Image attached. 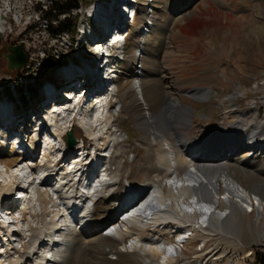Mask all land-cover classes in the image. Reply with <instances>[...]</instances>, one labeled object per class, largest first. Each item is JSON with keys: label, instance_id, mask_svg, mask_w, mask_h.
Masks as SVG:
<instances>
[{"label": "rangeland", "instance_id": "1", "mask_svg": "<svg viewBox=\"0 0 264 264\" xmlns=\"http://www.w3.org/2000/svg\"><path fill=\"white\" fill-rule=\"evenodd\" d=\"M105 1L110 2V0H84L80 3L83 6L71 8L65 0H11L10 6L3 4L0 0V14L6 13L4 20L7 21V31L0 35V50L6 44H22L24 50L29 54L28 64L22 72L10 73L8 64L0 66V79L11 78L12 80L13 76L14 80L10 84L16 89L14 97L12 91L10 92L12 98L7 94L6 88L9 85L0 90L1 110L3 105H7L8 110L11 108L10 105H13L14 108L10 112L21 115V124L18 126L15 124V128L12 129L9 125L2 124L4 118L2 117L3 113L1 115L0 112V145L4 143L6 148L4 160L0 159V204L9 194L8 191L1 195L2 185L6 184L7 190L15 180L18 184L21 183L23 178H20L29 170L27 167L29 157L22 154L28 143V135L36 134L38 142L41 141L40 155L30 159L31 162L36 157L35 162L42 163L41 160L44 162L42 155L44 150V153H47L52 160H57L62 156L63 151L60 152L59 149L53 148L51 154L49 150H46L43 143L44 133L49 131V127L46 126L40 130V126H43L46 118L52 115L55 106L54 102H51L52 100L48 101L47 92L51 86L54 88L56 85V91L53 92L52 97L57 94L62 98L61 104H64L58 105L60 106L59 109L65 110L67 107H76L71 100H65L66 98H63L60 90H57L60 87L59 84H61L65 73H72L73 77L79 79L84 73V71L78 72L81 66L87 67L86 63L95 60L94 46L88 42L87 36L82 35L81 37L77 34L78 29L74 32H72L73 29H69L60 34H54L49 30L50 26L54 30L60 27L59 23L61 22L54 20L53 14L58 10L67 11L68 14L62 13L59 17L60 21L66 22V24L73 22L76 17L81 15L79 24L77 23L80 30H84V24H86L90 27L89 29L98 31L103 14L99 3H105ZM148 1L150 2V0ZM181 1L152 0L148 11L139 13L135 24L129 30L130 37H128L127 45L118 53L115 50L116 57L110 59L116 65V70L112 71L115 80L106 84L108 90L117 85L119 78L127 75L126 65L135 61V54L140 58L142 53H145V56L149 58L147 59L149 63L144 70L140 68L142 75L152 74L151 76L156 77L158 74L167 73L168 77H171L168 80L173 81L171 87L172 84H175L176 87L173 89L178 91L180 98L190 106L193 113L190 118L191 126L188 127L187 125L183 129L185 134L195 137L206 136L208 130H219L220 128L229 130L230 124L238 125L240 128H249L253 131L261 125L264 127V0H185L183 7L187 5L188 10L183 15H178L175 7ZM56 2L60 7L52 9ZM108 2L106 3L108 4ZM42 7L45 8V11L40 9ZM89 15H97L98 19L94 20ZM145 17H149L158 26L151 28L154 30L152 33L151 31L147 32L149 41L142 45L137 29L141 31L146 27ZM4 20H0V22H4ZM42 60H45L47 64L59 61H63L64 64L59 68L41 72L39 70L43 68ZM137 61L135 62L138 63ZM138 65L141 67V64ZM16 79L20 80L18 83L23 87V90L17 86ZM197 90H202L201 95L195 94ZM117 93H115L117 97L124 103L122 113L116 117L123 136L120 139L125 138L124 144H121L123 152L121 156L123 158L117 157V160L122 158L125 161L122 164L124 165L122 180L127 183L125 177L127 175L130 178L133 177L132 179L135 180L137 186H141L145 180L153 182L161 174L158 153L155 150L157 144L147 140L146 133L142 129L143 125L138 109L134 104L135 102L132 101L133 98L128 96L130 95L128 91L117 88ZM104 94L96 98L92 96L93 100L92 97L88 98L86 94L85 98L88 100L82 103V115H76L77 120L73 118L72 110L66 111L67 119L73 120L68 129H74V135L78 141L74 147H69V153H72L74 157L79 154L81 139H87V136L89 140L88 144L85 143L87 145L85 153L93 152L97 146V142L84 130L82 122L84 121L83 125H85L93 120L92 115L98 109V105H96L98 100L107 99L111 95L112 105L116 103V98L112 97L113 94H109V92ZM37 108H41L40 119L34 116ZM25 111H29V113ZM62 111L57 116L58 118H62L65 114V111L64 113ZM18 115L16 116L17 119H19ZM63 121L60 120L59 122L63 124ZM96 134L100 133L96 131ZM260 136L264 137V130ZM168 137L173 139L171 133ZM64 138H66V134H64ZM83 141L85 142V140ZM134 152L136 153L135 156H133ZM177 156L179 165L188 164L190 155L185 151L179 150ZM128 157L132 158L128 159ZM16 158L24 159V163L18 164L20 162L18 159L12 164V167L9 166L10 168L4 163V161L15 160ZM260 170L261 172L264 171V165ZM14 172H20L19 179L13 176ZM6 179L7 181H5ZM37 186L27 191L30 202L27 211L24 212L22 223L19 222V225L9 227L10 230L19 232L20 235H6L8 231L4 228L1 233L5 237H0V240L6 241L8 239L6 242L12 241L11 245L20 247L19 239L28 234L26 229L29 223L31 226H37L38 231L41 227H46L43 217L34 219L30 217V213L33 212L32 206L35 204ZM12 195L14 196L15 193ZM48 208L54 209L50 203ZM17 215H20V212ZM226 227V235L201 231L195 245L190 246L188 254L185 258L180 257V260L189 261L191 264H264L263 221L256 222L255 217H251L249 220L244 214L239 228H236L234 222L226 223ZM150 229L148 227L146 230L148 236L151 235ZM160 232L168 233L167 230H162L157 234ZM170 236L174 237L172 232ZM48 237L44 234H38L39 239L46 241V245L37 249L40 260L48 249L46 248L47 243L50 242ZM87 247L86 243L78 246L74 264L84 263ZM118 247L122 251L125 249L120 244ZM204 247H206L205 251L200 256H196L194 252L200 251ZM4 251H6L5 247ZM29 252L30 247L28 246L23 253L24 256H27L26 259L31 256ZM134 260H141V256H136ZM27 262L23 264H35Z\"/></svg>", "mask_w": 264, "mask_h": 264}, {"label": "bare ground", "instance_id": "2", "mask_svg": "<svg viewBox=\"0 0 264 264\" xmlns=\"http://www.w3.org/2000/svg\"><path fill=\"white\" fill-rule=\"evenodd\" d=\"M184 1L175 7L178 15H183L188 10L187 5L183 7ZM139 6V11L144 12L149 10L151 3L148 0H141ZM114 19V23H123L117 18ZM145 26L153 29L158 24L147 21ZM151 28L139 31L142 45L149 41L146 34L154 31ZM92 34L90 31L89 35ZM102 42L97 41L98 44ZM137 58L138 55L135 54V61L140 60L138 63L135 61L126 63L127 75L119 78L117 85L108 91L114 95L117 88L124 89L130 94L128 96L133 98L147 140L157 144L155 150L158 153L161 174L155 181L152 180L153 182L145 180L141 186H137L133 177L125 174L127 183L122 180L124 166L122 164L125 161L121 156L123 153L121 144H124L125 138L120 139L123 136L116 117L122 113L124 103L117 97L118 93L112 95L116 98L113 105L109 97L98 100L96 117L94 115L93 120L85 125L84 121L82 122L84 130L97 142L94 155H92L94 151L85 155L87 147L85 143V147L82 143L78 144L80 148L76 157L69 153L68 145L63 146V143H66L64 134L73 121L67 119L66 111L72 110L74 113L75 107H62L66 108L61 109L65 114L58 118L61 110L56 103L52 115L46 118L41 130L47 126L49 131L52 130L50 131L52 136L55 134L62 137L61 146L57 148L63 151L62 156L52 160L47 153H43V163L35 162L37 157L31 162L30 159L38 156L40 150L41 141L38 142L36 134L28 135L30 151L25 150L26 152L22 153L29 157L27 166L36 174H40L30 217L32 219L43 217L46 227H41L38 231L37 226H31L29 223L26 229L28 234L19 239L20 247L11 245L12 241H5L2 247H5L6 251L3 249V252H0V264H23L26 261L35 264H74L77 248L83 243L88 246L83 264H191L189 261L180 260V257L185 258L201 231L226 235V223L234 222L236 228H239L244 214L249 220L255 217L256 222H264V171L260 170L264 165V137L260 136L264 130L263 125H259L255 131L230 124L229 130L221 128L208 130L206 136L195 137L185 134L183 129L187 125L191 126L190 118L193 113L190 106L180 98L179 92L173 89L176 85L172 84L171 87L173 81L168 80L171 77H168L167 73L158 74L156 77L151 76L152 74L142 75L140 68L145 69L149 58L145 53ZM138 64H141V67ZM87 72L90 74L87 81L88 94L91 96L92 93L105 92L106 85L98 77L96 70ZM201 91L197 90L195 94L201 95ZM48 92L50 100L58 99L61 103L62 99L57 94L52 97L53 90L50 89ZM68 93L70 91L66 92L67 95ZM85 101L86 99H81L78 102L77 112L73 115L75 120L79 114L82 115L81 104ZM10 107L8 110L7 105H3L0 112L4 118L2 124L13 129L15 124L17 126L20 124V119L16 118L15 113L10 112L14 108L13 105ZM60 120L61 122L64 120V123L61 124ZM96 131L100 134H96ZM170 133L173 139L168 137ZM47 145L52 154L54 147L49 142ZM0 149V159L4 160L6 150L4 143L0 145ZM179 150L190 155L185 166L178 164ZM135 155L134 152L133 156ZM90 156L94 157L96 162H104L103 167L106 166L107 169V180L98 178L93 193H87L86 188L77 181L78 177H83L84 181H93L92 177L96 173L95 164L89 166L90 160L84 161ZM119 156L122 157L121 160H117ZM80 157L82 161H79ZM18 159L20 161L18 164L24 161ZM18 159L4 163L12 167ZM73 159L76 162V172L64 170V164ZM29 163H32V166H29ZM13 176L17 179L21 175L20 172H14ZM96 177H99V174ZM5 185H2L1 195L9 191L3 202L7 204L12 200L14 187L21 184L15 180L7 190ZM144 190L146 193L142 197L144 200L132 208L129 207L130 209H124L134 198V194ZM14 202L21 203L19 200ZM49 203L54 207L53 210L48 208ZM142 203L145 206L139 209ZM130 210L132 213L129 218L122 219L121 215ZM66 212H69L70 216L65 215ZM22 219L16 218L17 223ZM112 219L115 220L109 222ZM2 224L8 231L6 235H20L19 232L8 230L11 226L8 222ZM148 227L151 228L149 236L146 231ZM162 230H167L168 233L157 234ZM189 231L191 235L187 237L186 233ZM171 232H174V237L170 236ZM38 234L49 236L50 239L47 243L48 253L44 254L41 260L37 249L46 245V241L39 239ZM118 244L125 249L120 250ZM28 246L31 256L26 259L27 256L23 253ZM205 249L206 247L194 253L200 256ZM136 256H141V260H134ZM131 260L133 261L130 262Z\"/></svg>", "mask_w": 264, "mask_h": 264}, {"label": "trees", "instance_id": "3", "mask_svg": "<svg viewBox=\"0 0 264 264\" xmlns=\"http://www.w3.org/2000/svg\"><path fill=\"white\" fill-rule=\"evenodd\" d=\"M63 1V0H62ZM67 4H70L71 8H77V7H80V3H82L84 0H65ZM83 6V5H82ZM59 6L58 2H56L55 5L52 6V9H57ZM87 8V7H86ZM41 10L45 11V8H40ZM62 13H65V14H68L67 11L65 12H61L60 10L56 11L54 14H53V19L54 20H57L58 22H61L59 23V28L57 30H54L52 28V26L49 27V30L52 31L54 34H60L64 31H68L69 29H73L72 32H74L75 30H77V23L79 22V19H81V15L79 17H76L75 20L73 22H70V23H67L66 22H63V21H60V15ZM10 44H6L4 46V48L2 50H0V66L1 65H7L8 64V61H7V58L5 56L6 54V51H7V46H9ZM46 52V50H44ZM50 56V55H48ZM48 58V57H47ZM61 61L59 62H53V63H49L47 64L45 62V60H42L41 61V64L43 65V68L40 70L41 72L45 71V70H49V69H52V68H55V67H60L61 66ZM10 71V69H9ZM20 87V85H18Z\"/></svg>", "mask_w": 264, "mask_h": 264}, {"label": "water", "instance_id": "4", "mask_svg": "<svg viewBox=\"0 0 264 264\" xmlns=\"http://www.w3.org/2000/svg\"><path fill=\"white\" fill-rule=\"evenodd\" d=\"M5 56L8 59L9 68L13 71L23 68L29 59V55L24 50V47L22 44L9 45L8 52L5 54ZM9 82L10 80L0 79V87L7 86ZM68 141H69L70 146L75 145L76 139H75V136L73 135V131H70Z\"/></svg>", "mask_w": 264, "mask_h": 264}, {"label": "built area", "instance_id": "5", "mask_svg": "<svg viewBox=\"0 0 264 264\" xmlns=\"http://www.w3.org/2000/svg\"><path fill=\"white\" fill-rule=\"evenodd\" d=\"M2 3L3 4H5V5H7V4H11V0H2ZM0 20H4V16H6V13H2V14H0ZM1 23V27H0V35L2 34V33H4L5 31H7V28H6V24H7V21H5L4 20V22H0ZM2 28V29H1Z\"/></svg>", "mask_w": 264, "mask_h": 264}]
</instances>
